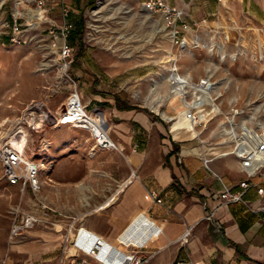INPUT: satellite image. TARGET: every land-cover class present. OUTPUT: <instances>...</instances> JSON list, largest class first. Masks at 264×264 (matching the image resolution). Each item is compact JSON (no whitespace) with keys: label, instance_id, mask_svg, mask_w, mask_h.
<instances>
[{"label":"rangeland","instance_id":"374dc122","mask_svg":"<svg viewBox=\"0 0 264 264\" xmlns=\"http://www.w3.org/2000/svg\"><path fill=\"white\" fill-rule=\"evenodd\" d=\"M15 1L5 0L0 6V140L14 128L29 101L39 99L51 111L61 108L74 84L72 63H98L95 65L111 76L107 82L111 90H119L150 110L167 128L172 125L184 130L186 139L181 144L195 148L201 155L224 149L226 143H220L223 135L219 131L231 106L248 112L239 118L242 121L251 118L264 122V26L228 0L174 1L183 7L187 21L199 22L186 33L185 44L175 41L160 15L146 10L141 0H92L85 10L76 12L83 21L81 38L67 37L72 51L71 62L64 71L47 30L29 28L18 34L21 41L11 40V9ZM21 2L33 7L32 3ZM201 5L207 7L208 13ZM46 7L49 8L48 1ZM53 10H48L50 17L59 15ZM22 21L28 20L25 17ZM206 76L213 81L211 93L208 80L198 85L192 82ZM176 77L184 78L187 82L183 85L192 88H186V98L182 95L184 89L178 95L172 92ZM192 90L195 97L190 101ZM153 91L164 100L158 111L151 104ZM212 96L216 98L213 100ZM201 98L206 99L205 107L197 101ZM257 106L259 112L253 109ZM189 107L194 109L195 119L204 123L192 125L193 116L185 117ZM50 124L52 119L41 132L29 136L27 153L35 161L42 158L41 139ZM39 195L28 191L22 194L18 186L8 184L0 163V264H72L63 216L55 220L56 227L62 225L60 231L49 223V216L48 222H37L10 236L17 212L41 213ZM55 234L59 242L52 238ZM82 259L87 264H98L88 257Z\"/></svg>","mask_w":264,"mask_h":264},{"label":"crops","instance_id":"0c3cea01","mask_svg":"<svg viewBox=\"0 0 264 264\" xmlns=\"http://www.w3.org/2000/svg\"><path fill=\"white\" fill-rule=\"evenodd\" d=\"M174 1L167 0L178 6ZM91 2L48 0V7L59 13L49 17L69 21V34L77 37L76 12ZM228 2L264 26V0ZM62 5L69 8L66 18ZM201 9L207 12L206 6ZM95 64L72 63L73 80L83 104L101 114L118 148H97L91 154L87 130L50 124L41 139L46 160L38 206L46 204L52 220L63 216L65 226L86 229L119 251L151 254L148 264H264V193L251 184L243 202L223 203L218 196L224 185L239 189L246 179L235 157L217 156L208 169L203 155L181 144L184 130L167 128L150 110L111 90V76ZM251 180L264 188V176ZM209 211L211 219L206 218ZM60 226L53 228L60 231ZM188 226V240L182 243L178 238ZM52 238L59 242L57 234ZM70 251L75 252L72 244Z\"/></svg>","mask_w":264,"mask_h":264},{"label":"built area","instance_id":"2783aa9c","mask_svg":"<svg viewBox=\"0 0 264 264\" xmlns=\"http://www.w3.org/2000/svg\"><path fill=\"white\" fill-rule=\"evenodd\" d=\"M24 1L30 5L32 3L33 7L31 8L28 5L23 6L21 0H19L15 11L11 9V40L21 41L22 39L18 37V34L29 28L39 32L47 30L48 34L53 38V46L58 51L59 59L63 61V64L68 66L71 62L72 51L71 46L66 40L70 32L69 21L65 19L60 23H56L52 20L48 15L49 8L46 7L48 0ZM218 1L223 2V0ZM4 2L5 0L0 2V6ZM141 4L150 13L160 15L164 27L168 30L170 36L181 44L186 43V33L199 24L197 20H193L192 22L187 21L183 7L172 5L167 0H141ZM33 9H37V11L33 17H30ZM68 12L69 8L66 5H62L61 13L64 18H66ZM25 17L28 21L23 23L22 20H25ZM205 80H208L209 84L207 85H209V92L211 93L213 81L209 77L201 78L198 82L190 81L198 85L204 83ZM184 82L187 81L177 80V83H181L182 85ZM186 88L192 89L190 86H185V84L182 86L181 89L185 90L182 93L184 98H186ZM194 97L195 93L192 90V99L190 101ZM212 97L213 100L216 98ZM197 101L203 104V107L206 106V99L201 98ZM253 109L259 112L258 106L253 107ZM187 110L188 112L185 117L193 116L192 125L197 126L204 123V120L195 119L194 113H192L194 109L189 107ZM220 112L221 110L217 111L210 115L209 118L211 119ZM247 114L248 112H245V109L231 106L224 114L225 125L219 131L223 135L220 143H226L223 146L224 149L212 155L208 154L202 157L203 164L210 169L209 163L213 158L233 155L242 171L246 174V179L239 182V189L234 190L227 185L223 186L222 190L218 193L223 203L243 202V192L251 184L256 186L258 194L264 193V188L251 180L255 176H264V128L262 126L264 122L261 123L251 118L242 121V116ZM51 119L52 125L69 124L87 130L92 139L91 154L97 148H118L116 142L110 137L107 129L104 127L102 117L96 110H90L83 104L75 83L58 111H51L39 99H33L24 106L15 122L14 128L3 135L0 140V163L3 176L6 178L8 184L18 186L22 194L26 191L36 194L41 190L43 180L40 178V172L44 168L46 159L44 156L38 161L30 157L26 159L25 154L28 149L29 136L32 133L41 132ZM223 128H226L227 131L225 132ZM16 133H22L23 136L15 137ZM152 196L156 197L154 193ZM156 201L160 202L161 199L156 197ZM40 204L42 209L40 214L23 212L19 215L18 212L16 213L10 229L11 237L20 234L37 222H48L47 217L50 216L49 207L44 203ZM211 214L212 211H209L206 218L211 219ZM49 223L52 226L56 225L54 220L49 221ZM190 230L191 227L188 226L178 240L182 243L187 242ZM66 238L69 239L70 245L72 244L75 248L74 254L68 253V259L72 264H87L86 260L82 259L83 257L91 258L98 264H143L147 263L152 257L151 254L140 253L136 249H123V251H119V249L110 245L102 237L83 228L74 229L71 224L66 228Z\"/></svg>","mask_w":264,"mask_h":264},{"label":"bare ground","instance_id":"6f19581e","mask_svg":"<svg viewBox=\"0 0 264 264\" xmlns=\"http://www.w3.org/2000/svg\"><path fill=\"white\" fill-rule=\"evenodd\" d=\"M18 2H19V0H17V1H15V4H14V7L12 8L13 9V11H15V9H16V7H17V4H18ZM33 12H32V14H30V17H33L34 16V14L36 13V11H37V9H33L32 10ZM66 67H67V65L66 64H64L62 67H61V69H62V71H64L65 69H66ZM184 78H181V77H176V80H175V82H173L171 85V88H172V92L175 94V95H178L180 92H181V88H182V84L181 83H177V80H182V81H184L183 80ZM151 95V94H150ZM152 102H151V104L153 105L152 107L155 109V110H159L158 109V106L161 104V102H163L164 100L162 99V98H157V94L155 93V91H153L152 92ZM180 110H182V108L180 109ZM161 114H163V115H166L165 113H161ZM101 115V114H100ZM105 127V126H104ZM107 129V128H106ZM30 157V154L29 153H26L25 154V158L26 159H28ZM42 163V162H41ZM42 165H43V163H42ZM70 250V247H69V249H68V253L69 254H71L72 255V253L69 251Z\"/></svg>","mask_w":264,"mask_h":264},{"label":"trees","instance_id":"16d2710c","mask_svg":"<svg viewBox=\"0 0 264 264\" xmlns=\"http://www.w3.org/2000/svg\"><path fill=\"white\" fill-rule=\"evenodd\" d=\"M79 30L76 32L78 35H77V37H78V39H80L81 38V32H82V27H83V21H82V18H80V20H79ZM74 35L71 33V34H69V38H70V40H72V39H74ZM6 40H8V38L6 39ZM80 41V40H79Z\"/></svg>","mask_w":264,"mask_h":264}]
</instances>
